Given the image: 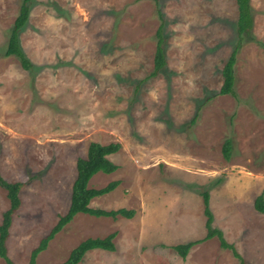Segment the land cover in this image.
I'll return each mask as SVG.
<instances>
[{
  "label": "rangeland",
  "instance_id": "obj_1",
  "mask_svg": "<svg viewBox=\"0 0 264 264\" xmlns=\"http://www.w3.org/2000/svg\"><path fill=\"white\" fill-rule=\"evenodd\" d=\"M22 2L0 0V169L23 183L6 243L13 262L28 264L68 210L77 160L97 141L122 144L108 156L119 168L97 172L89 186L120 184L90 205L135 214L78 213L37 264H61L85 239L112 233L115 250H90L79 264H240L218 236L185 258L174 248L208 233L207 215L198 214L203 193L212 196L231 173L236 190L237 176L251 178L247 198L216 194L225 223L215 224L210 205L212 226L246 264H264V211L255 208L264 195V0H250L253 26L237 52L235 95L219 91L241 38L236 0H32L20 31L31 69L4 55ZM162 24L167 65L151 76ZM9 207L0 186V223ZM199 218L202 234L183 240L182 227L196 233ZM0 264H8L2 256Z\"/></svg>",
  "mask_w": 264,
  "mask_h": 264
},
{
  "label": "trees",
  "instance_id": "obj_2",
  "mask_svg": "<svg viewBox=\"0 0 264 264\" xmlns=\"http://www.w3.org/2000/svg\"><path fill=\"white\" fill-rule=\"evenodd\" d=\"M155 1L159 2V0ZM236 1L239 8L238 24L241 38L224 65V82L219 91L220 94H236L234 86L236 81L235 64L237 52L242 45L243 34H249L250 29L253 26V15L251 12L250 0ZM31 2L32 0H23L19 14L16 17L13 26L11 27L8 44L4 52L5 56H16L25 69H31L35 67L26 52L23 50L20 43V31L24 25L27 24L30 18L32 9ZM163 26L164 25L162 24L157 31L158 41L154 58V70L151 73V76L158 75L160 71H162L167 65V58L164 48L165 36ZM232 143L233 141L231 139H227L225 141L224 151L225 157L227 159L231 158ZM121 148L122 144L120 142H110L108 144H103L97 141L90 142L87 155L85 157H79L77 160L78 173L73 183L71 202L68 210L64 214L59 215L57 223L52 227L47 235L41 239L39 245L32 251L28 264H37L38 255L48 247L50 241L56 236V234L59 233L68 223H70L78 213H87L95 216H112L114 218L119 214L128 218L134 216L135 211L133 209L118 208L105 210L101 208H95L90 205L94 197L109 193L119 186L120 180H113L102 188L90 187L89 182L99 171L112 173L119 168L118 164L114 163L108 156L117 153ZM0 186L7 190V194L10 199V207L4 212L3 221L0 223V256L4 257L8 264H15L8 254L6 243L9 236V230L12 225L13 216L21 206L20 192L23 183L21 181H8L2 175L0 169ZM203 198L205 203V213L207 215V235L202 239L192 240L188 243L175 245V250L185 258L193 245L203 242L206 239H210L214 236H218L221 241V246L224 248H232L235 255L240 258V264H246L242 255L234 249L232 244L226 241L223 231L212 226L214 215L210 210V192L208 190L204 191ZM256 205L260 211H264V195L257 197ZM115 235L116 233H112L106 237H89L85 239L71 251L67 260L61 264H79L83 260L86 252L93 249L115 250L116 245L113 241Z\"/></svg>",
  "mask_w": 264,
  "mask_h": 264
},
{
  "label": "crops",
  "instance_id": "obj_3",
  "mask_svg": "<svg viewBox=\"0 0 264 264\" xmlns=\"http://www.w3.org/2000/svg\"><path fill=\"white\" fill-rule=\"evenodd\" d=\"M234 173H231V174H228V176H227V179H226V181L222 184V185H219L218 186V188L219 189H217V190H215V191H213V192H211L212 193V196H210V205H211V207H212V209H213V212L215 213V224L217 225V226H220V227H224L223 225H224V223H225V218H223L222 219V216H221V213H222V211L224 210V208H223V205L221 204V202H220V200L219 199H217L216 198V194H220V195H226L227 196V199L229 200V195L230 194H233V195H237V197H239V198H241L242 200L243 199H245V198H247V195H244V194H242V192L243 191H245V190H247V189H249V183H250V180H251V178L250 177H248V176H244V177H239V176H237L236 177V181L237 182H239L240 184H241V188L239 189V190H236L235 188H234V186H233V183H232V180H231V176L233 175ZM242 179V180H239V179ZM117 188V187H116ZM115 190V189H114ZM221 191V192H220ZM248 193V192H247ZM260 194H262V192L260 193ZM259 194V195H260ZM255 204H256V201H255ZM201 206H203V208L201 207ZM245 206H242V208L243 209H240V207H239V209H240V211H243V210H246V209H248V208H244ZM255 208L257 209V207H256V205H255ZM164 209V211H166V208H162V210ZM158 211H160V208L158 209ZM198 211H199V216L201 215V213H202V217H203V220L205 221V216H206V213H205V203H204V200H203V204L202 205H200V207L198 208ZM257 211L258 212H260L258 209H257ZM154 216H155V218H156V215L154 214ZM165 217H166V215H165ZM207 217V216H206ZM152 219H154L153 217H152ZM201 218H199L198 219V231L196 232V233H194V234H190V235H184V228L182 227V231H183V233H182V235H183V240H186L188 237H190V236H192L193 238H196V236H198L199 237V235H201L202 234V229H203V226H206V222L204 223H200L199 222V220H200ZM179 221H180V218H178V220H177V225L176 226H178V225H180V223H179ZM232 222H234L235 224L237 223V221H232ZM207 235V234H206ZM205 235V236H206ZM205 236H203V238L205 237ZM197 239H202V238H197ZM197 239H193V240H197ZM192 241V240H191ZM246 259H247V257H246Z\"/></svg>",
  "mask_w": 264,
  "mask_h": 264
}]
</instances>
